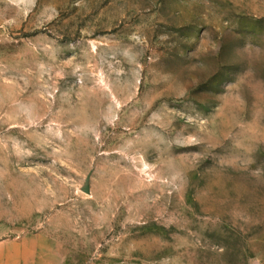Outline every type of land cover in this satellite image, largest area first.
<instances>
[{
    "label": "rangeland",
    "instance_id": "374dc122",
    "mask_svg": "<svg viewBox=\"0 0 264 264\" xmlns=\"http://www.w3.org/2000/svg\"><path fill=\"white\" fill-rule=\"evenodd\" d=\"M0 264H264V0H0Z\"/></svg>",
    "mask_w": 264,
    "mask_h": 264
},
{
    "label": "water",
    "instance_id": "95a60500",
    "mask_svg": "<svg viewBox=\"0 0 264 264\" xmlns=\"http://www.w3.org/2000/svg\"><path fill=\"white\" fill-rule=\"evenodd\" d=\"M89 189L87 188L86 191H88Z\"/></svg>",
    "mask_w": 264,
    "mask_h": 264
}]
</instances>
